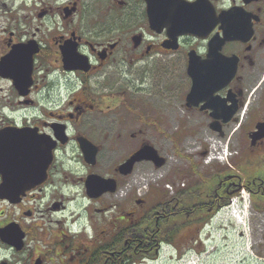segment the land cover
Listing matches in <instances>:
<instances>
[{"label":"flooded vegetation","instance_id":"1","mask_svg":"<svg viewBox=\"0 0 264 264\" xmlns=\"http://www.w3.org/2000/svg\"><path fill=\"white\" fill-rule=\"evenodd\" d=\"M154 71L167 115L185 118L177 133L226 139L230 163L211 152L204 175L187 158L170 191L118 196L122 164L159 154L118 75ZM88 178L114 193L90 197ZM246 204L239 227L230 213ZM191 251L264 264V0H0V264H183Z\"/></svg>","mask_w":264,"mask_h":264},{"label":"rangeland","instance_id":"2","mask_svg":"<svg viewBox=\"0 0 264 264\" xmlns=\"http://www.w3.org/2000/svg\"><path fill=\"white\" fill-rule=\"evenodd\" d=\"M118 77H120L123 81L120 86L122 89L132 90L130 91L129 96L133 105L132 111L133 109H137L136 112L141 110V112L145 113L147 116H152L149 121H146L145 125L148 124V127H145L144 131L146 134H148L147 139H149V141H151L156 146V148L159 149V154L166 160V165L162 168V170L158 171L154 170V167L148 163H141L136 166L133 169L131 176L123 179L124 186L127 188H131L133 186V189L128 193L130 195L132 194L133 196H136L134 192L141 185V178L149 180V193L151 196L156 188L169 191V188L167 189L164 187L166 183L177 180L179 183H182V180H180V178L175 174L176 171L183 170L185 168V165L188 164V161L186 160L187 158L199 164V170L202 172V174L205 175L207 172H210L212 168H208L207 166L210 164H206L207 159L210 156L204 154L201 157V155L202 152H204V150L207 148L208 153L211 152V147H209L211 139L207 136L208 134L206 131H198L197 127L193 125L188 126L189 128L186 130L187 132L178 134L181 132L179 128L185 118L182 113L171 112V110L169 115H167L166 96L162 93L163 88L160 85V79L157 81V78L159 77L157 71L148 72V74L143 72H138L137 74L126 73V75H118ZM137 77L140 78V81L135 82V85H130L129 82L131 80H136ZM147 77L151 78V81L149 80L150 83H146L145 79H147ZM169 86L167 85L168 88ZM168 96V106H170V108H178L175 105H178L179 101L172 99L173 95H169V93ZM121 110H123V108H119V111ZM121 114L125 115V119L127 120V127H125V130L128 132H135L143 129L141 122L138 123L132 119L129 114L127 115L123 112ZM195 119L196 118L194 116H192L190 120L187 118V120L191 123H194ZM217 142L218 143L215 146L218 147L217 150L219 151L221 150L220 144L221 146H225L227 140L217 139ZM228 146L230 151L232 150V147H234L231 145V142L228 143ZM133 147L134 142L129 141V143L124 145V152L121 154L129 153ZM215 150L216 148L212 147V151L214 153ZM221 162L222 163L216 162V164L220 168H224V170H226L228 167L227 164L230 163V158L228 157L225 162ZM80 224L86 226L84 221ZM230 244L234 247L235 240L230 239ZM169 250L170 249L165 250V252L161 255L162 258L160 260L169 259ZM221 255L219 257H221ZM225 257L228 258V254L225 255ZM195 262H197V258H195ZM206 263L208 264L209 261H204L203 258L199 256L198 264ZM167 264L169 263L167 262Z\"/></svg>","mask_w":264,"mask_h":264},{"label":"water","instance_id":"3","mask_svg":"<svg viewBox=\"0 0 264 264\" xmlns=\"http://www.w3.org/2000/svg\"><path fill=\"white\" fill-rule=\"evenodd\" d=\"M142 162H152L156 169H160L165 164L166 160L160 158L157 151L154 150L152 146H142L140 147L139 151L133 154L130 159L122 164L120 167V172H122L124 176H129L131 175L134 166L141 164ZM97 180L98 179L88 178L86 182L87 194L90 195V197L98 198L104 192H114V187L110 188L108 191L102 189L103 187L102 184H100L101 182H98Z\"/></svg>","mask_w":264,"mask_h":264},{"label":"built area","instance_id":"4","mask_svg":"<svg viewBox=\"0 0 264 264\" xmlns=\"http://www.w3.org/2000/svg\"><path fill=\"white\" fill-rule=\"evenodd\" d=\"M143 188H145V187H143ZM140 192H141V190L138 191V193H140Z\"/></svg>","mask_w":264,"mask_h":264}]
</instances>
